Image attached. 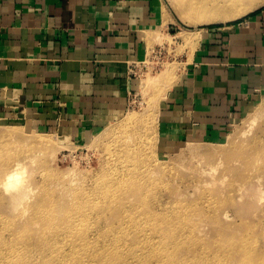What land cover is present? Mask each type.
Wrapping results in <instances>:
<instances>
[{"label":"rangeland","instance_id":"rangeland-1","mask_svg":"<svg viewBox=\"0 0 264 264\" xmlns=\"http://www.w3.org/2000/svg\"><path fill=\"white\" fill-rule=\"evenodd\" d=\"M199 1L216 2L160 0L162 26L148 34L146 55L131 66L134 91L119 121L75 136L46 130L29 117L0 116V264H45L40 240L74 220L75 213L81 218L78 238L90 240L98 230L106 239L115 237L106 242V252L121 242L116 236L125 231V215L141 222L151 217L163 230L173 228L168 231L179 236V244L171 254L160 260L149 255L144 264H205L226 252L219 247L238 246L243 238L253 252H264V97L215 138L185 142L168 154L155 147L158 108L192 60L201 29L235 22L264 7V0H253L251 11L231 20L184 21L190 17L188 6ZM18 159L21 181L7 190L4 172ZM151 236L157 240L158 232ZM88 245L80 263L100 264L90 253L93 243ZM14 246L19 253L11 252ZM240 254L225 255L234 264ZM125 259L117 249L106 255V264H124Z\"/></svg>","mask_w":264,"mask_h":264},{"label":"crops","instance_id":"crops-1","mask_svg":"<svg viewBox=\"0 0 264 264\" xmlns=\"http://www.w3.org/2000/svg\"><path fill=\"white\" fill-rule=\"evenodd\" d=\"M163 19L160 0H0V116L75 136L119 121ZM261 97L264 7L201 29L158 108L155 147L215 138Z\"/></svg>","mask_w":264,"mask_h":264},{"label":"bare ground","instance_id":"bare-ground-1","mask_svg":"<svg viewBox=\"0 0 264 264\" xmlns=\"http://www.w3.org/2000/svg\"><path fill=\"white\" fill-rule=\"evenodd\" d=\"M226 1L224 3L223 1L221 3L220 1L218 2L217 0L216 2L199 1V3L196 4L191 3L188 6L189 10L187 9L190 13V17L189 19H184V21L190 23V20L191 21L196 20L195 22L201 21L202 23H212V22L220 21L222 19L223 21L231 20L247 13L248 11H251L254 8V6H256L255 3L257 2V1L254 2L253 0H226ZM187 39L188 38H186V40ZM143 83L144 84L146 83L145 80L143 81ZM262 106L264 107V105ZM127 115L131 116V114H127ZM130 118L128 117L125 120L127 122H130L131 121ZM253 120L255 119L253 118ZM106 126H108V124ZM189 149L192 148L189 147ZM19 165H20L19 159L14 160L11 162L8 169L4 172V177H5L4 179L6 180L5 186L7 190L11 187H16L21 181L20 179L21 176L17 173V168L19 167ZM257 166L256 169L258 168ZM137 173H139L140 176L144 175L143 172L141 173L137 172ZM258 176L259 175H257L256 177ZM79 216L80 214L78 215V213H75L74 220L72 219L71 221H67L66 223H63L61 226H59V229L53 230L50 236L49 234L45 235L44 237H48L47 240H40L42 241V243L40 246H38V250L40 251V255L43 257L45 264H68L70 258L73 259L71 264H73L74 262H75L74 264L80 263L81 261L80 256L81 254H86V249L87 246H89L88 244L90 242L93 243V245L91 246L92 248L90 249V253L91 255H94L99 258L100 264H106V255L115 254L117 249L126 258L124 264H144L143 262L144 259L149 255L151 257L152 256L158 257L157 260H160L161 256L170 255L174 246L179 244L178 243L179 236L178 235H177L178 237L174 235L171 236L169 232V231L173 232V228L163 230L162 228L159 227L160 224L156 223V221H153L151 217L146 222H141L136 220L130 221L128 215H125L124 217L128 218L126 222L123 223V227H122L125 231L121 235L116 236L117 239H121V242L117 246L115 242H113L111 247H109L106 252V242L112 241L115 237L113 236L112 238L106 239V236L103 235L100 232V230H98L96 233L97 235H95L90 240L88 237L87 239L85 238L86 235L82 238L81 237L78 238L76 236L78 231L76 232L75 230L77 229L79 222H81L80 221L81 218ZM152 232H158L157 240H155L151 236ZM89 234H92V232L91 233L89 232ZM104 234H106V231ZM242 241L243 242L238 246H234V244H232V245H226L224 249L219 247V249L226 250V252L219 255L216 253L217 255L216 259L212 261L210 259H206L205 264H232L227 259V256L225 254L233 252V250H237V252L241 253L240 258L238 259L239 261H237L234 264H264V252L255 253L253 252V249H249V247H247V243H248L247 238H243ZM53 242H57L58 245L52 247L51 243ZM46 243L49 244L47 248L45 247ZM98 244H100V247H96ZM22 249L26 250L27 252L29 251L31 254L33 252L32 249H29L26 246L22 247ZM10 250L11 252L14 251L19 253V248H17L16 246L10 248ZM77 254H79L78 257ZM4 258L9 259L6 256H4ZM119 258L120 256L118 257V259ZM87 264H99V263L88 262ZM113 264H118V260ZM156 264H165V263L162 260L161 262H158ZM175 264H181V263L177 262Z\"/></svg>","mask_w":264,"mask_h":264}]
</instances>
